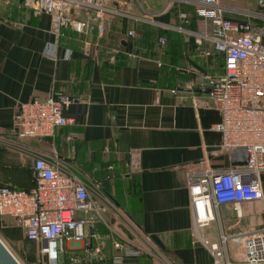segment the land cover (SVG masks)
<instances>
[{
  "label": "crops",
  "instance_id": "1",
  "mask_svg": "<svg viewBox=\"0 0 264 264\" xmlns=\"http://www.w3.org/2000/svg\"><path fill=\"white\" fill-rule=\"evenodd\" d=\"M105 2L117 13L104 19L101 34L91 24L81 31L65 27L55 37L47 14L34 15L21 0H0V185L30 188L36 156L64 161L86 183L100 184L98 195L90 191L99 220L83 228L79 249L61 242L57 264H215L207 244L220 234L227 237L225 258L239 261V235L264 228V170L257 175L259 199L220 205L202 227L193 222L186 186L193 163L212 170L238 166L219 149L212 129L219 113L197 76L220 72V56L201 57L192 37L171 27L199 32L208 25L177 0ZM221 3L225 17L262 29L264 43V0ZM178 12L187 14L186 23ZM72 15L83 21L88 12ZM128 29L134 36L125 35ZM54 42L51 59L43 50ZM58 91L71 98L62 114L73 124L54 128L51 136L17 138L15 106ZM132 151L138 165L127 168ZM114 242L139 254L113 263Z\"/></svg>",
  "mask_w": 264,
  "mask_h": 264
},
{
  "label": "built area",
  "instance_id": "2",
  "mask_svg": "<svg viewBox=\"0 0 264 264\" xmlns=\"http://www.w3.org/2000/svg\"><path fill=\"white\" fill-rule=\"evenodd\" d=\"M177 1L192 6L194 14L208 28L191 32L179 24L171 27L187 32L201 57L220 56L222 61L218 73L207 70L197 73L200 85L208 88L207 98L219 113V120L212 125L220 136L219 149L230 154L234 148L244 147L247 152L244 165L218 170L199 167L198 163L188 167L186 186L192 218L197 227H202L214 220L220 205L235 208L240 202L261 197L257 175L264 170V43L262 29L224 16L222 0ZM21 5L34 15L47 14L49 31L55 37L65 27L81 31L91 24L101 34L104 19L117 13L105 0H21ZM81 9L88 12L83 21L72 15ZM177 17L179 22H187L185 12H178ZM125 35L134 36V30L128 29ZM157 42L163 44L164 39L157 38ZM56 47L55 42L46 44L43 55L55 59ZM62 58H70L68 49ZM70 102L67 94L58 91L46 98L34 97L18 103L12 115L13 134L17 138L47 137L58 126L72 125L73 118L62 114ZM107 151L105 147L104 152ZM137 165L138 154L132 151L124 166L136 168ZM31 169L30 188L0 185V222L18 227L25 239L36 244L38 264H57L61 242L68 241L72 249H79L85 235L83 228L99 220L100 209L90 191L98 195L100 184L86 183L61 160L48 162L36 156ZM239 238L241 258L236 262L224 256L225 235H218L214 243H204L215 264H264V228L245 231ZM112 245L118 250L110 258L113 263L139 254L137 248L118 242Z\"/></svg>",
  "mask_w": 264,
  "mask_h": 264
},
{
  "label": "rangeland",
  "instance_id": "3",
  "mask_svg": "<svg viewBox=\"0 0 264 264\" xmlns=\"http://www.w3.org/2000/svg\"><path fill=\"white\" fill-rule=\"evenodd\" d=\"M0 241L19 264H38L39 254L33 241L24 239L21 230L0 222Z\"/></svg>",
  "mask_w": 264,
  "mask_h": 264
},
{
  "label": "water",
  "instance_id": "4",
  "mask_svg": "<svg viewBox=\"0 0 264 264\" xmlns=\"http://www.w3.org/2000/svg\"><path fill=\"white\" fill-rule=\"evenodd\" d=\"M208 91V88H203ZM232 165H244L247 161V152L244 147H236L230 152ZM0 264H19L8 249L0 241Z\"/></svg>",
  "mask_w": 264,
  "mask_h": 264
},
{
  "label": "trees",
  "instance_id": "5",
  "mask_svg": "<svg viewBox=\"0 0 264 264\" xmlns=\"http://www.w3.org/2000/svg\"><path fill=\"white\" fill-rule=\"evenodd\" d=\"M25 239V238H24ZM25 240H27V239H25ZM27 241H29V240H27Z\"/></svg>",
  "mask_w": 264,
  "mask_h": 264
},
{
  "label": "bare ground",
  "instance_id": "6",
  "mask_svg": "<svg viewBox=\"0 0 264 264\" xmlns=\"http://www.w3.org/2000/svg\"><path fill=\"white\" fill-rule=\"evenodd\" d=\"M18 262V261H17Z\"/></svg>",
  "mask_w": 264,
  "mask_h": 264
}]
</instances>
